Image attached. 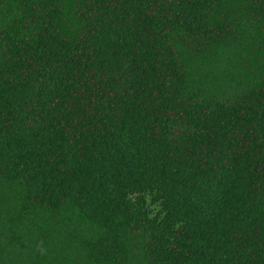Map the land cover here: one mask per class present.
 Listing matches in <instances>:
<instances>
[{"label": "trees", "instance_id": "16d2710c", "mask_svg": "<svg viewBox=\"0 0 264 264\" xmlns=\"http://www.w3.org/2000/svg\"><path fill=\"white\" fill-rule=\"evenodd\" d=\"M0 264H264V0H0Z\"/></svg>", "mask_w": 264, "mask_h": 264}]
</instances>
